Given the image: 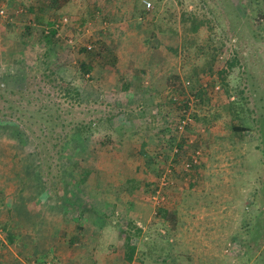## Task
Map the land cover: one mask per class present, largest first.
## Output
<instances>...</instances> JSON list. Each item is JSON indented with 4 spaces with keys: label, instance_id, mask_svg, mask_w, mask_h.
I'll use <instances>...</instances> for the list:
<instances>
[{
    "label": "rangeland",
    "instance_id": "374dc122",
    "mask_svg": "<svg viewBox=\"0 0 264 264\" xmlns=\"http://www.w3.org/2000/svg\"><path fill=\"white\" fill-rule=\"evenodd\" d=\"M57 3L46 27L57 16L70 20L58 49L0 59V264H264V0ZM32 8L19 6L16 16ZM193 22L201 24L196 32ZM131 35L142 49L135 58L151 72L149 91H117L118 71L109 67V50L124 51L122 37ZM104 44L110 49L100 51ZM80 150L83 170L94 172L73 189L65 185L66 163ZM43 180L53 190L39 202ZM129 180L140 189L121 191ZM62 204L109 227L86 230L70 249L77 226L65 219L63 240L48 235L41 243L54 240L61 258L27 259L23 224L55 230L67 218Z\"/></svg>",
    "mask_w": 264,
    "mask_h": 264
},
{
    "label": "crops",
    "instance_id": "0c3cea01",
    "mask_svg": "<svg viewBox=\"0 0 264 264\" xmlns=\"http://www.w3.org/2000/svg\"><path fill=\"white\" fill-rule=\"evenodd\" d=\"M30 1L31 0H12V1L8 0L7 1L8 4L4 5L7 7L9 14L11 13L12 15H14V13H15V16H14L15 19L12 17L13 19L11 21H5L3 23L1 22L2 24L0 25V33H1L0 36H1V38L5 39L4 42L6 45L4 48H2L0 50V51H3L2 56H1V52H0V59L1 60L3 59L5 61L15 62L16 61L15 59H18L17 62H19V59L29 58V56L32 55L30 53L33 52V49L40 48L43 50L47 49L48 51H50V49L52 47L58 49L59 44H61V42L64 39L61 37L62 36L61 34H62V31H64L66 26L64 24H61V23H60L61 25L59 28L62 30L60 32L59 30L56 29L57 33L55 35L56 37H54V38H48V37H45V35H44L42 37L43 38L42 39V38H40V36H38V34H36L38 31H41V34H42V32L46 33L47 28H49L51 30V27L55 24V22L51 25L49 24L51 27H46L45 23L48 22L52 16V13L50 12L52 9L46 5H43L40 2V0H34V3L30 2ZM26 4L29 5V7L30 6L33 7L32 8L33 11H31L33 13L30 14V16H27V15L26 16H23V15L16 16V14H19V11L16 9H18L19 6L24 7V6H26ZM64 4L66 6L68 3H64ZM0 6H2V5H0ZM63 11H64V9H62V10L58 9L56 11V13L57 12H63ZM57 17L58 18L62 17L61 19L66 18V17H63L62 15L57 16ZM61 19H59V21ZM6 23L9 25V27H7L5 25ZM27 25H29L30 27L26 28ZM53 28L55 29V25L53 26ZM19 35H20L21 41H15V40H18L17 37ZM24 35L25 36L28 35V38L31 39V42H27L26 40H24L23 39ZM128 37L127 36L122 37L124 39L123 43L126 45V48H124L125 49L124 51L120 52L121 50L119 49V47L118 48L115 47V50H114V46H112L113 50H114V55L116 57V64H115V67H113V66H111V64H109L110 65L109 67H112L118 71V73H116V76H118V83L117 84H119V86L117 87V91L129 92L131 89L134 91H137V92L141 91V90L149 91L152 89L150 86V83H148L146 81L147 77H150L149 80H151V82H152L151 72L148 68L149 66L146 65L143 61L141 62V57L139 59L135 58V52L134 51H140L139 53H142L141 48H140V50L137 49V45H136L137 42H135V40L137 38H135L134 35H131L129 38ZM35 44H38V45H35ZM127 44H128V47H127ZM12 46H15V48H13ZM72 49L74 50L75 47H73ZM125 54H128L129 57H127L128 55H125ZM16 57H18V58H16ZM124 60H125V62L128 60L129 61L126 64H124ZM136 62H138V65H136ZM94 74H96V73L94 72ZM110 74H112V72ZM104 76L106 77V72H104ZM127 77L130 78L129 81H127ZM98 79H99V76L97 77V80ZM99 82H101L100 79H99ZM100 85H101V87H103L102 84H100ZM108 89H109V87L107 86L106 90H108ZM29 206H30L29 202H26V208ZM30 208H31V206H30ZM101 215L102 214L100 213V216ZM105 217H106V219L108 218V216L102 215V218H105ZM65 219H67V218L64 217V219H62L60 222L54 223V225H56L57 228L55 230L52 229V231L49 229L46 230L44 225L40 226L41 224L39 222H38V224H36V223L34 224L32 222H30V223L25 222L23 224V226L26 228L25 233L28 235L27 236L28 239H31L30 241L27 242L26 245H23V250L26 247L25 248V251H26L25 254H26L27 259H30L31 257H33V258L34 257H36V258L37 257L38 258H47V256L55 255V253L58 251L59 248L57 246V243L54 244V240H53L51 245H48L47 243H45L43 246V245H41V243H42V240H44L45 237H47L48 235L54 236V238H56L58 240H59V238L62 239L63 233L61 232V224H62V221L63 222L65 221ZM91 219L92 218H90L86 221L87 225L85 226V228H87L88 231H91V230L97 231L98 230L101 232L103 229L109 227V224L105 223V222H103V224L100 223L99 225L93 226ZM89 220H90V222H89ZM45 221L46 220H44V222ZM113 223H115V222H113ZM74 224H75V221H74ZM29 228H31V229L29 230ZM118 229L120 230V226ZM100 232H99V234H100ZM30 233L37 235V237L35 238L36 239L35 242H33L32 236ZM78 233H79V231L73 229L71 231V233L69 234V237L67 239L69 242L68 247L70 249H72L73 247H76L78 245V243H80V244L83 243L82 242L83 239H81V238L78 239V241H76V242L75 241L73 243L70 242L71 238H73L75 236H79ZM22 236H23V234H22ZM82 236H84V235H82ZM75 238H78V237H75ZM97 247H98V244L96 246L95 245L92 246L91 252L95 251V249H97ZM110 248L112 249V247H110ZM49 254H51V255H49ZM56 257L59 258L60 256H56ZM90 257H92V255ZM81 259L82 258H79V263L76 262L77 260L73 261V263L74 264H81V262H82ZM88 263L94 264L95 262L92 260H89Z\"/></svg>",
    "mask_w": 264,
    "mask_h": 264
},
{
    "label": "trees",
    "instance_id": "16d2710c",
    "mask_svg": "<svg viewBox=\"0 0 264 264\" xmlns=\"http://www.w3.org/2000/svg\"><path fill=\"white\" fill-rule=\"evenodd\" d=\"M40 2L43 4V5H46V6H48L49 8H51V9H54L56 6H57V0H40ZM61 5V4H60ZM185 15H191L192 17L190 18V19H192L193 17H194V14L192 15V13L190 12V13H184ZM141 15V14H140ZM192 31H194V32H196V31H198L199 30V27L201 26V24H195L194 22L192 23ZM158 30H160V31H163L161 28L160 29H158ZM56 33H57V30L56 29H54L53 28V26H52V28H51V30H50V34H44L45 35V37H48V38H54V37H56L55 35H56ZM108 49H110V47L108 46V44H104V45H102V46H100V51L101 50H104V51H106V50H108ZM110 52V54H109V60H110V64H111V66H113V67H115V64H116V57H115V55H114V52L113 51H111V50H109ZM100 54H101V56L103 55V53L102 52H100ZM104 58V57H103ZM107 58V57H106ZM183 90V89H182ZM77 92V91H76ZM77 95H78V92H77ZM171 148H172V145H171ZM180 149V151H182L181 150V148H179ZM78 153H80L79 155H73L72 156V160H71V163L70 162H68V163H66V167L68 168V170L66 171V178H65V180H66V182H65V185H67V186H71L72 187V185H73V189H75L77 186V183L79 184L80 182H83V180L86 178V177H90V175L91 174H93V170H87V169H84L83 170V167L81 166V159L80 160H78L79 159V157L78 156H81V158L83 157V152L80 150V151H78ZM83 160L85 159V158H82ZM77 170H81V172L80 173H78V174H75V173H77ZM65 174V173H64ZM42 175H44V174H42ZM73 175V176H72ZM69 176V177H68ZM75 176L76 177H79V178H75ZM44 177L46 178L47 176H45L44 175ZM61 177H62V179H63V176H62V173H61ZM41 179H42V177H41ZM47 179V178H46ZM64 180V179H63ZM48 181V180H47ZM129 183H132L131 185L130 184H124L123 186H121V191H130V192H132L131 191V189H140V186H141V183H138V182H135L134 180H129L128 181ZM40 183H42L41 184V187H40V190L39 191H41L40 192V194H42V195H40V194H38V200H39V202H42V201H44V200H50L51 198H50V196L52 195V190H53V188H51L50 189V187H49V185L46 183V180H43V181H40ZM62 183H64L63 181H62ZM149 184L150 183H144V185H145V187H148L149 186ZM146 191V190H145ZM121 193V192H120ZM132 194V193H131ZM60 200V199H59ZM61 200L62 201H64L65 199H63V197L61 198ZM10 203H12V202H10ZM132 203H130V205H131ZM9 206H11L10 204H9ZM72 207H74L73 205H66V204H62V207H61V209H62V211L64 212V214H66V216H67V219L69 218V220H73V222L75 221V224H76V230L77 231H79V233H78V235L79 236H75V237H78V238H75V237H73V238H71V240H70V242H76V241H78V239H83L84 238V236H82V235H84L85 234V232H86V230H88L87 228H85V226L87 225L86 224V221L88 220V219H90V213H86V212H83V211H79V215L78 216H74V215H70L69 214V211H70V208H72ZM11 208H12V206H11ZM11 208L9 207V210H8V212H15L14 211V208L11 210ZM112 208H113V210H114V212L116 211V206L115 205H112ZM13 215V214H12ZM5 228H6V230H7V227H8V225L7 224H5V226H4ZM118 227H119V225H118ZM133 228V227H132ZM120 229L122 230V225L120 226ZM125 229V228H124ZM136 231H138L137 233H136V236H138L139 235V233H142L141 232V229L140 228H138V229H135ZM12 232V231H11ZM84 232V233H83ZM121 232V231H120ZM128 235H126L125 234V238H124V240L126 241V245H127V247H126V249H128V252L125 254V259L127 260L128 259V262H132L133 261V256H134V254H135V249H136V246H135V244L133 243V240H134V236L133 237H131V234H130V232H128L127 233ZM82 236V237H81ZM124 236V235H123ZM75 238V239H74ZM7 240H8V243L10 244H13L14 243V240H13V237H12V234L10 233V232H8V235H7ZM3 248H6V246H0V251L3 249ZM36 260H35V262H39L40 260H41V263H43L44 262V259L43 258H36V257H34ZM48 264V263H47Z\"/></svg>",
    "mask_w": 264,
    "mask_h": 264
},
{
    "label": "built area",
    "instance_id": "2783aa9c",
    "mask_svg": "<svg viewBox=\"0 0 264 264\" xmlns=\"http://www.w3.org/2000/svg\"><path fill=\"white\" fill-rule=\"evenodd\" d=\"M146 4H147L148 8L151 7V3L150 2H146ZM19 14H20V12H19ZM11 20H12V18H11V15L9 14V12H8V9L5 6H0V24H1V22L11 21ZM60 23L66 25V24L70 23V20L67 17L61 19L60 22L58 24H56L55 29L58 30V28L61 25ZM46 34H50V29L49 28L46 29ZM69 43L72 44V40H70ZM88 49H92L91 46H88ZM186 125H187L186 121L182 120L179 123L178 128L180 130H184Z\"/></svg>",
    "mask_w": 264,
    "mask_h": 264
}]
</instances>
